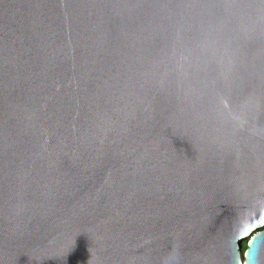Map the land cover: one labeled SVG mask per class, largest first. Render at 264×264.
Returning a JSON list of instances; mask_svg holds the SVG:
<instances>
[{"label":"water","instance_id":"95a60500","mask_svg":"<svg viewBox=\"0 0 264 264\" xmlns=\"http://www.w3.org/2000/svg\"><path fill=\"white\" fill-rule=\"evenodd\" d=\"M254 258L264 0H0V264Z\"/></svg>","mask_w":264,"mask_h":264},{"label":"rangeland","instance_id":"374dc122","mask_svg":"<svg viewBox=\"0 0 264 264\" xmlns=\"http://www.w3.org/2000/svg\"><path fill=\"white\" fill-rule=\"evenodd\" d=\"M247 238L243 239L241 242H240V251L241 253L243 254L245 249H246V246H247Z\"/></svg>","mask_w":264,"mask_h":264},{"label":"clouds","instance_id":"9594fccd","mask_svg":"<svg viewBox=\"0 0 264 264\" xmlns=\"http://www.w3.org/2000/svg\"><path fill=\"white\" fill-rule=\"evenodd\" d=\"M252 264H256V260H255V258L253 259Z\"/></svg>","mask_w":264,"mask_h":264}]
</instances>
